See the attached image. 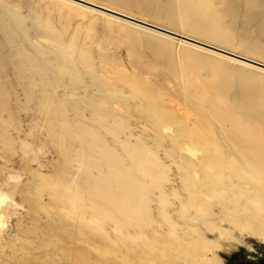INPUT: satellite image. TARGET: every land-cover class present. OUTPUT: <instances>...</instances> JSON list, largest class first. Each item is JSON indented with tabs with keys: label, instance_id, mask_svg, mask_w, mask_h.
<instances>
[{
	"label": "rangeland",
	"instance_id": "rangeland-1",
	"mask_svg": "<svg viewBox=\"0 0 264 264\" xmlns=\"http://www.w3.org/2000/svg\"><path fill=\"white\" fill-rule=\"evenodd\" d=\"M87 1L264 65V0ZM99 12L0 0V264L263 255L264 70Z\"/></svg>",
	"mask_w": 264,
	"mask_h": 264
},
{
	"label": "bare ground",
	"instance_id": "bare-ground-1",
	"mask_svg": "<svg viewBox=\"0 0 264 264\" xmlns=\"http://www.w3.org/2000/svg\"><path fill=\"white\" fill-rule=\"evenodd\" d=\"M65 1V0H64ZM71 1H73L74 3L76 2V3H79V4H82V5H85L86 7H89V8H92V9H96V10H99V11H101V12H99L98 14H100V15H106L107 13L110 15H114V16H117V17H119V18H121L122 20H126V21H130L131 23L132 22H138V23H140V24H142V25H146V26H150L151 28H154V30H157V31H159L160 30V32H166L167 31V33L168 32H170V33H172L171 31L172 30H170V29H167V28H164V27H161V26H156V25H149V23H146L145 21H142V20H139V19H136V18H134V17H132V16H129V15H126V14H124V13H122V12H118V11H115V10H113V9H110V8H108V7H106V6H103V5H98V4H95V3H93V2H90V1H87V0H71ZM78 5V4H77ZM102 12H105L106 14H103ZM107 14V15H108ZM108 15V17H110ZM114 18V17H113ZM170 30V31H169ZM166 34V33H165ZM174 34V33H173ZM176 34V33H175ZM178 35V34H177ZM181 35V38L182 39H184V40H193V41H196V42H199L200 44H204V45H207V46H211V47H214V48H216V49H219L218 47H215V46H213V45H210V44H207V43H205V42H202V41H200V40H198V39H196V38H193V37H191V36H188V35H184V34H180ZM179 35V36H180ZM184 42H186V41H184ZM187 44H191V43H188V42H186ZM191 45H194V46H197V47H201V46H198V45H195V44H191ZM201 48H204V47H201ZM206 49V48H205ZM209 50V49H208ZM220 50H222V49H220ZM212 51V50H211ZM223 51H226V50H223ZM226 52H229V51H226ZM229 53H231V54H234L235 55V53H233V52H229ZM222 56H226V55H223V54H221ZM237 56H239L240 58H238V57H229V56H226V57H229V58H231V59H234V60H237V61H239V62H242V63H244L245 65L247 64V65H249V66H252V67H257V68H260V67H258V66H255V65H253L254 63H247V62H243V61H241V58H245V59H248V60H251V61H253V62H257V61H255V60H253V59H249V58H247V57H244V56H242V55H237ZM260 69H262V68H260ZM263 70V69H262ZM190 152V154H192L193 155V152H191V150L189 151ZM246 162V161H245ZM244 161H239V165H241V164H243V163H245ZM247 163V162H246ZM242 168H244L243 166H241ZM216 169H220V167H215ZM143 170V169H142ZM144 171V170H143ZM202 171V170H201ZM209 177H212V178H207L206 180H204V182L202 183V184H200L199 185V187L201 188V190H202V187L204 186V185H206L207 183L208 184H210L212 181H218L219 179H220V177H217V176H209ZM225 190L224 189H222V190H220L219 192H224ZM228 192H231L230 190H227ZM235 193H236V195H238L237 196V199H236V201H242L243 202V204H246L249 208H251V207H255V205H256V200L254 199V196L251 194V195H249V193H246L249 197L246 199V200H243V195H245V193L244 192H242L240 189H239V191L237 192V191H234ZM209 193H211V192H209ZM198 200H201V197L200 196H198ZM228 208H229V206H227ZM181 247V245H179V248ZM192 247V245L189 247V248H191ZM204 248H205V245H204V247H203V250H204ZM190 258L191 257H186V260L185 261H182V262H180V264H195L193 261L192 262H190ZM196 259L198 260V261H200V264L204 261V255H203V253H202V251L200 252V254L199 255H197V257H196ZM223 260V264L225 263V260L224 259H222Z\"/></svg>",
	"mask_w": 264,
	"mask_h": 264
},
{
	"label": "water",
	"instance_id": "water-1",
	"mask_svg": "<svg viewBox=\"0 0 264 264\" xmlns=\"http://www.w3.org/2000/svg\"><path fill=\"white\" fill-rule=\"evenodd\" d=\"M135 23H138V22H135ZM138 24H140V23H138ZM141 25H142V24H141ZM143 26H146V25H143ZM146 27L151 28L150 26H146ZM151 29L154 30V28H151ZM156 31H157V30H156ZM159 32H160V30H159ZM161 33H163V32H161ZM165 33H166L167 35L177 37V38H179V39H181V40H183V41H186V42H188V43H191V44H195V45H198V46L204 47V48H206V49H209L210 51L212 50L213 52L218 53V54H220V55L223 54V55H226V56H229V57H238V58H240V57L237 56V55L231 54V53H229V52H226V51H223V50H220V49H216V48L211 47V46H207V45H204V44H200L199 42H196V41H193V40H184V39H182L179 35H176V34H173V33H170V32L167 33V31L164 32L163 34H165ZM241 61H243V62H247V63H250V64H251V63H254L253 65L258 66V67H260V68H262V69L264 70V65L261 64V63L253 62V61L248 60V59H245V58H241ZM260 68H259V69H260ZM224 260H225V263H226L227 258H225Z\"/></svg>",
	"mask_w": 264,
	"mask_h": 264
},
{
	"label": "flooded vegetation",
	"instance_id": "flooded-vegetation-1",
	"mask_svg": "<svg viewBox=\"0 0 264 264\" xmlns=\"http://www.w3.org/2000/svg\"><path fill=\"white\" fill-rule=\"evenodd\" d=\"M224 264H264V254L255 257H249L241 252H235L227 257Z\"/></svg>",
	"mask_w": 264,
	"mask_h": 264
}]
</instances>
